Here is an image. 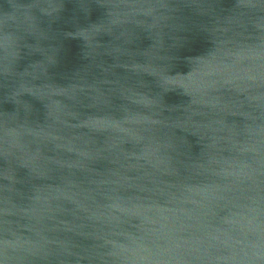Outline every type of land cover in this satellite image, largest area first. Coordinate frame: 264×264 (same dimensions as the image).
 Returning a JSON list of instances; mask_svg holds the SVG:
<instances>
[{
	"label": "water",
	"instance_id": "1",
	"mask_svg": "<svg viewBox=\"0 0 264 264\" xmlns=\"http://www.w3.org/2000/svg\"><path fill=\"white\" fill-rule=\"evenodd\" d=\"M0 264H264V0H0Z\"/></svg>",
	"mask_w": 264,
	"mask_h": 264
}]
</instances>
